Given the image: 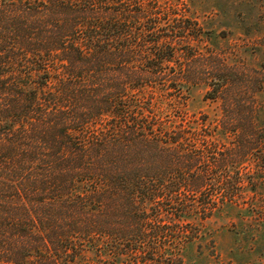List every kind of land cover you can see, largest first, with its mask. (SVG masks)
Listing matches in <instances>:
<instances>
[{
  "label": "trees",
  "instance_id": "1",
  "mask_svg": "<svg viewBox=\"0 0 264 264\" xmlns=\"http://www.w3.org/2000/svg\"><path fill=\"white\" fill-rule=\"evenodd\" d=\"M160 9L0 0V254L12 262L48 252L55 264H81L99 250L114 264H182L163 259L164 247L180 252L198 223L243 196L244 173L210 168L239 153L193 144L198 131L182 126L199 80L194 53L186 77L173 78L175 104L154 92L178 62L175 37L191 29L173 25L170 38L180 20ZM229 80L220 75L215 93ZM235 114L223 130L239 132ZM139 253L148 255L130 260Z\"/></svg>",
  "mask_w": 264,
  "mask_h": 264
},
{
  "label": "rangeland",
  "instance_id": "2",
  "mask_svg": "<svg viewBox=\"0 0 264 264\" xmlns=\"http://www.w3.org/2000/svg\"><path fill=\"white\" fill-rule=\"evenodd\" d=\"M145 1L159 5L160 14L175 15L180 20L170 24V38L175 37L173 25L191 26L175 37L178 62L168 65L167 80L154 88L156 96L167 106L176 103L178 92L170 87L174 76L184 78L191 70L193 52L199 80L185 101L182 126L198 131L193 144L205 147L214 143L222 153H239L232 164L210 168L240 171L247 180L241 188L243 196L198 223L199 237L180 252L166 245L163 259L173 254L182 259V264H264V0H142ZM225 74L231 80L222 92L215 93L217 78ZM250 110L253 116L241 115L244 121L237 116V112ZM229 111L236 113L230 129L237 128L239 132L223 130V116ZM242 139L247 146L240 153L235 148L242 145ZM146 255L135 254L130 260ZM109 256L92 250L80 262L114 264ZM0 257V264H18L7 252ZM53 261V254L42 252L21 264H55Z\"/></svg>",
  "mask_w": 264,
  "mask_h": 264
}]
</instances>
